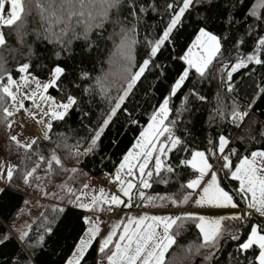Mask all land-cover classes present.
<instances>
[{"label": "snow or ice", "instance_id": "snow-or-ice-1", "mask_svg": "<svg viewBox=\"0 0 264 264\" xmlns=\"http://www.w3.org/2000/svg\"><path fill=\"white\" fill-rule=\"evenodd\" d=\"M213 3L214 0H166V26L158 36L149 38L145 35L144 56L137 63L135 50L140 43L138 27L142 19L141 14H146L149 8L155 11V4L144 5L138 3V0H0V104L6 105L2 112L5 119L9 120V127L10 118L14 115L11 107L7 106L9 101L19 110L23 107V99L27 98L35 103L38 98L45 107L41 108L37 104V108L57 121H63L71 110L79 109V98L62 87L64 81L68 80L84 93L92 94L98 90L108 101L109 110L102 121L89 129L91 135L87 147H84L81 141L68 145V138L64 137V147L71 157L94 154L118 111L127 115L128 123H139L131 112L122 107L132 94L133 88L142 77L146 79L145 73H151L152 69H160L157 75H164L166 67L163 63H157L158 54L174 44L173 34L183 27L186 13L190 14L197 5L211 6ZM243 3L244 0H231L225 21L231 26L229 31L234 35L230 37L228 34L214 33L209 30L211 18L201 16L203 26H197L190 45L182 55L171 57L183 62L181 69L149 116L147 127L140 132L139 139L116 166L114 181L119 185L118 192L105 196L101 189L100 197L93 195L91 200L85 203L82 202V193L77 194L71 187L62 184L60 191L67 193V204L65 207L53 208L51 218L42 213L40 228L34 237L30 235V225L16 230L17 238L24 246L21 249L23 255L17 256L9 264H46L42 256L47 250V239L56 237L58 225L63 224L61 214H64L66 209L71 212L68 205L84 209L85 214L78 218L77 222L82 221V234L78 236L65 264H88L86 257L94 242L97 244L96 251L99 256L94 264H183V261L175 256L169 259V254L174 246L179 247L177 238L186 220H191L198 229L197 242L186 248V257L199 254L204 249H214L203 257L206 264H211L221 248L225 234L231 240H239L240 234L247 230L245 240L237 247L234 262L264 264V150L248 148L241 154L232 146L234 141L226 131L217 132L215 137L209 136L207 147L203 150L197 146L195 138L189 142L183 136L177 135V128L184 124V114L192 113L190 102H204L207 99L196 89L195 84L188 95L184 96L179 108L174 110L170 106L171 98L176 96L190 74L199 83H204L210 78L215 80L219 76L227 100L231 102H226L220 91H217L215 107L208 118L209 124L223 123L240 129L246 120H253V109L264 104V76L261 77L260 83L249 86L252 89L251 94L246 103L241 104L236 97L242 89L235 83L234 74L253 65L264 68V0H256L255 4L245 11L243 18L237 20L234 12ZM223 6L229 7L227 3ZM122 9L127 10V15L123 18ZM106 24L113 26V31L107 37L104 36ZM240 25H243L242 29ZM117 28L119 31H116ZM93 33L96 34V40L92 39ZM29 34L34 35L36 41L52 46L54 61H60L62 54H71L74 40H83L88 52L94 47H99L98 41L112 40L114 50L109 64H117L118 73H113L110 69L102 75L92 77L88 72L82 71L77 80H69L66 65L54 63L51 67L44 66L47 68L48 79L42 81L33 74L31 58L35 53L32 45L26 44L25 41V36ZM13 36L16 37L17 44L27 49L26 52L9 44ZM114 37H118V42ZM230 39L232 42L226 47ZM233 51L235 55L232 54ZM5 52L12 55L18 64L16 73L20 77L19 80L14 79L8 71ZM14 53H18L26 62L16 60ZM114 75H118L121 83L117 95L112 96L110 77ZM84 81L94 83L84 87ZM25 86L31 88V92L22 96L20 93ZM13 88L16 89L15 92ZM49 89L63 93L59 102L55 97L45 95ZM83 115L87 117L89 113L84 112ZM254 124L255 121L253 125H246L245 134L237 136L236 139L242 143L254 142L256 136L251 134ZM51 128L52 124L48 123L44 140L50 139L47 133ZM183 132L184 136H191L186 125ZM258 135L264 140V131ZM11 140L26 150H32L33 146L37 145L36 139L21 143L16 135H12ZM179 153H183V157H180ZM32 154L38 156L39 162L34 163L31 168L25 165L23 169L18 170L16 166H9L5 176L3 168L0 167V179L7 182L5 188H0V195H6V189L12 190L13 177L18 171L25 185L31 186L33 182H37L39 188L46 187L47 173L52 172L54 164L63 167L55 149L47 158L39 151L38 146ZM171 154H177L175 165L171 163ZM31 158V155L27 156V159ZM40 162L47 164L45 177L37 175ZM64 170L73 174L79 171L74 166ZM172 175L184 181L180 182L178 179L179 189L174 196L145 195L143 189L150 188V182L168 184ZM224 181L238 183L229 188ZM83 187L87 189L89 185L84 184ZM15 190L20 189L17 187ZM44 194L49 195L48 192ZM51 196L54 199H64L57 192H52ZM137 196L141 202L147 200L154 204L156 200H162L177 208L191 200L200 209H227L230 214L211 216L184 209L181 215L126 216L125 220L112 225L106 235L100 236L98 212L112 211L113 206L120 205L131 209L134 197ZM193 196L196 198L193 199ZM102 205L108 207L105 209ZM226 221L228 225H225ZM10 238L8 234H4L0 237V244Z\"/></svg>", "mask_w": 264, "mask_h": 264}, {"label": "trees", "instance_id": "trees-1", "mask_svg": "<svg viewBox=\"0 0 264 264\" xmlns=\"http://www.w3.org/2000/svg\"><path fill=\"white\" fill-rule=\"evenodd\" d=\"M171 2V0H168ZM256 0H244L241 7L234 12L237 20L243 18L244 13L249 9ZM138 3L144 5H156V10L153 11L151 8L146 14H141L142 19L138 27L140 43L137 45L135 50L136 62L139 63L141 58L144 56L143 39L145 35L149 38L152 36H158L161 34L162 29L166 26L168 15L165 11L166 0H138ZM227 3L229 7L223 5ZM231 7V0H214L213 5H197L190 14L186 13L183 27L179 28L178 32H174L175 40L174 44L169 45L166 49H163L158 54L156 61L157 63H163L166 67L164 75L158 76L160 69H152L151 73L146 72L145 76L137 82L133 88L132 94L126 100L122 106L126 108L128 112H131L136 119L139 121L138 124L128 123V118L125 113L118 111L116 117L109 128L105 131L101 138L98 150L89 156L71 157L68 154V150L64 147V137H67L68 145H74L77 141H81L84 147H87V141L90 138V128H94L99 124L104 115L109 110L108 101L105 100L99 93L98 90L92 94L84 93L80 89H76L74 84H70L68 80L64 81L62 86L65 90H70L73 95L79 98L80 108L73 109L65 117L63 121L54 120L52 122V128L49 132V140L37 139V145L33 146L32 150H26L22 147H18L15 142L11 140L9 135L8 125L9 120H6L2 109L5 104H0V153L3 157L17 167L18 170L24 168L27 165L28 168L34 166V163L39 162L38 156L32 153L37 150L47 158L50 156L51 151L55 149L57 155L61 158L63 167L53 165L51 173H47L45 180L46 187H37V182H33L31 186L25 185L21 178L19 171L14 174L12 190L6 189V195H0V237L4 234H8L11 238L5 243L0 244V264H9L10 261L14 260L17 256H22L21 249L24 247L17 236L16 231L17 222L20 219L21 213L24 209H29L32 213L34 211V205L38 202L44 203L42 211L30 224L31 233L35 236L37 230L40 228L41 214L49 215V218L53 215L52 209L58 207H65L67 204V193L61 192V185H67L71 187L73 191L79 194L83 187L86 179L93 175L100 177L104 174H112L118 166L123 155L126 154L127 150L131 149L135 141L140 135V132L147 126L149 116L153 112L154 108L161 102L162 95H165L168 91L169 85L173 78L177 75L181 69L182 61L172 59L173 56L182 55L183 51L191 43V39L194 38V33L197 26H203V21L200 19L201 16H209V30L213 31L218 35L228 34L230 37L234 33L230 32L231 26L225 21L228 18L229 8ZM127 15V10L122 9L121 17ZM241 29L243 25H240ZM113 31L111 24L105 25L104 36L107 37ZM116 31H119L117 28ZM7 35V29H5ZM92 39L96 40V34H92ZM118 42V37H114ZM26 44H30L33 47L35 56L31 58L33 64V74L38 76L41 80L48 78L47 68L44 66L51 67L54 63H61L66 65L69 80H77L79 73L82 71L88 72L92 77L102 75L108 72L110 69L113 73H118L117 64H109L112 51L114 50L113 41L104 39L98 41L99 47H94L90 52L86 51L85 43L83 40H74L72 42L71 54H62L60 61H54L52 57V46L46 42L41 43L35 40L34 35L25 36ZM231 39L225 45L228 47L231 44ZM9 44L14 48H21L23 51H27L26 48H22L17 44L16 37L13 36L9 40ZM235 55L234 51L232 52ZM16 60L20 62H26L21 59L18 53H14ZM7 59V69L12 73L14 79H19V75L16 73L18 64L13 59L12 55L7 52L4 53ZM264 76V68L260 66H249L248 69H241L238 73L234 74L235 83L241 87V91L236 99L239 103L244 104L248 100L252 89L249 87L254 83H260L261 77ZM112 87L110 93L112 96L117 95L118 88L120 86V79L118 75L110 77ZM94 81H84L83 86L86 87ZM200 91L207 99L204 102H190L189 108L192 110L191 115L189 113L184 114V124H181L176 134L183 136L189 142L195 138L197 146L203 150L207 147V138L209 136L215 137L219 131H226L230 139L234 141L232 146L236 147L241 154L245 153V150L250 148L251 150H264V140H261L258 133L264 131V104H260L258 107L253 109L254 116L252 121L246 120L244 125H241L240 129H236L234 126L218 123L209 124V115L211 110L215 107V97L217 91H220L221 96L227 100V94L221 85L219 76L215 80L209 79L204 83H199L195 80L192 74L189 79L185 82L180 90H178L176 96L171 98L170 106L175 110L181 106L184 96L188 95L189 90L193 87ZM49 95L55 97L59 101L60 96L63 94L61 91L56 89H49L47 92ZM191 101V97L189 98ZM10 102V101H9ZM8 102V105H9ZM7 105V106H8ZM84 112H88L89 115L85 117ZM174 116V112L172 114ZM170 118H172L170 116ZM12 120V117L10 118ZM251 134L256 136V140L252 143L240 142L236 139L239 135L245 134L246 125H253ZM187 126L191 136H184L183 129ZM115 141V142H113ZM59 145V147H57ZM74 151V149H73ZM31 155V159H27V156ZM183 157V153L178 154ZM177 154H171V163L175 165ZM234 163L236 162L233 158ZM79 161V162H77ZM76 167L79 171L76 174L70 171H65L64 168ZM47 164L40 162V168L37 171V175L42 177L46 176ZM222 175V174H221ZM180 182H184L182 178H178L172 175L169 178V183L151 182V187L145 192L146 196L151 197H172L178 192ZM155 180V178H154ZM231 188L232 184L238 182L224 181ZM19 191H16V188ZM5 188V187H4ZM190 191V190H189ZM33 192L41 194L42 198L46 200L45 203L42 200L30 198L29 195ZM45 192L49 195L45 196ZM52 192H57L64 197L63 200L54 199L51 196ZM48 198V200H47ZM27 201V203H25ZM145 205L154 208H164L168 205L175 207L168 201L156 200L155 203H149L147 200L144 201ZM71 209L69 213L66 209L64 214H61L60 219L63 220L62 225H58L59 231L55 238L47 239V250L43 253L42 259L46 264H65L66 258L71 255L74 248V244L77 242V238L82 234L81 227L82 221L77 222L78 218L82 217L85 213L83 211L74 209L71 205L67 206ZM66 217V218H65ZM228 225V222H224ZM86 227V226H84ZM244 230L240 234L239 240H231L225 234V239L221 241V248L215 255L211 264H235L234 257L237 254L238 245L245 240ZM198 229L191 220L184 221L183 228L180 236L177 238L178 245L170 251L169 259L175 256L178 260H182L183 264H206L203 257L214 249L201 250L199 254L185 256V250L189 245L197 242ZM97 244L94 242L92 249L86 257L88 264H94L99 256L96 251ZM258 254V252H257Z\"/></svg>", "mask_w": 264, "mask_h": 264}, {"label": "crops", "instance_id": "crops-1", "mask_svg": "<svg viewBox=\"0 0 264 264\" xmlns=\"http://www.w3.org/2000/svg\"><path fill=\"white\" fill-rule=\"evenodd\" d=\"M29 116H33V115L32 114H29ZM12 121H14V120H12ZM34 125L35 124H26L25 122H23V124H20V128L23 129L24 136H25L24 138H25L26 141H30V140H32L34 138V133H33L34 132L33 131V126ZM8 127H9V125H8ZM8 131H9V129H8ZM10 134L11 133H9V135ZM139 137H140V135H139ZM139 137L137 139H139ZM114 174H115V172H112V174L110 175V179H111L112 182L114 181ZM105 179H106V177L105 178H101V177H95L93 175H90L86 179V181L84 183V184H88L89 185V188L85 189L83 187V189L79 192V194H81V193L83 194L82 195V202H85V203L89 202L91 200V198H92L93 195H96L97 197H100V195H101L100 190L101 189H103L105 196H109L111 194L117 193L118 192L119 185L114 190H109L104 185V180ZM148 189L149 188L143 189V191L146 192ZM195 198L196 197L193 196V199H195ZM122 199H125V201L127 200V198H124V197H122ZM42 204L44 205V203H42ZM71 207L74 208V209L83 211L85 213V210L84 209L75 208L73 206H71ZM107 207H108L107 205H102V208H105L106 209ZM119 207L127 208L124 205H120ZM147 207H148V209L145 210V211H131V212H128L127 211V212H123V213L117 214L115 216L112 224H110L109 226H107L106 228H104L105 230L102 228V231L100 233V236L106 235L107 232L111 229L112 225L118 223L121 220H125V217L126 216H136V217H139V216H143V215H149V216H151V215H181L184 209H190L193 212H197L199 214H204V215H211V216L228 215V214H230L229 213V210H227V209H213V208H209V207H205L203 209H200L194 203H192L191 200L189 201L188 204L182 205L180 208H177V207L168 208L166 206L164 208H154L153 209V207H151V206H147ZM35 209H36V205H34V211H33V213L30 210H28V211H29V213L31 215L32 214L34 215V214H36ZM103 211L98 212V214H101ZM25 216H27V215H25ZM36 217L37 216H35L34 218H36ZM31 221L28 220V219L22 220V217L20 216V219L17 222V224H31L32 223ZM99 226L101 227V225H99ZM16 230H17V227H16ZM99 238H97V240H99Z\"/></svg>", "mask_w": 264, "mask_h": 264}, {"label": "rangeland", "instance_id": "rangeland-1", "mask_svg": "<svg viewBox=\"0 0 264 264\" xmlns=\"http://www.w3.org/2000/svg\"><path fill=\"white\" fill-rule=\"evenodd\" d=\"M19 79H20V77H19ZM19 79H16V80H19ZM47 79L42 80V81H46ZM33 87H34V85H33ZM13 91L15 92L16 89L13 88ZM30 92H31V88L25 86V87H23L20 95L24 96V95H26V94H28ZM45 95H49V94L48 93H45ZM57 102H59V101H57ZM37 104H39L41 108H44L45 107V105L38 98L35 101V103H33L32 100L25 98V99H23V107L22 108H19V109H24L25 112L28 115L29 114H32L34 116V118L36 119L37 124H35L33 126V131H34L33 132L34 133V138L33 139H36V140L37 139H42V140H44L43 137H44V135L46 133V125L48 123H51L52 124V122L54 121V119H52L48 115H44L41 112V110L37 108V106H36ZM8 106L11 107V110L14 112V114L18 111L16 109V107L14 105H12V102L11 101L9 102V105ZM23 122H24L23 120H17V121L10 120V127H8L9 133H11L10 136L16 135L19 138V140L21 141V143H23V142L26 141L25 138H24L25 136H24L23 129L20 128V124H23ZM47 134L49 135V132ZM9 166H14V165L12 163H10L8 160H6L3 157V155L0 153V167L3 168V171H4V175L5 176H6V172H7V169H8ZM113 172H115V171H113ZM110 175L111 174H104V175H101L100 177L101 178H105L106 177V179H110ZM6 183H7L6 180L0 179V188L6 187ZM82 189H83V187L81 188V190ZM47 200H48V198H47ZM43 206L44 205L41 202L40 203L38 202V204H36V209H35L36 214H34V215L33 214L31 215L29 213V211H28L29 209H27V208L24 209L22 211V213H21L22 220L28 219L30 221L31 220L33 221L34 217L35 216H38V214L41 213L40 211H42ZM25 215H27V216H25ZM29 225L30 224H17V229H21V228H24V227L29 226ZM100 228H101V231H102V226Z\"/></svg>", "mask_w": 264, "mask_h": 264}, {"label": "built area", "instance_id": "built-area-1", "mask_svg": "<svg viewBox=\"0 0 264 264\" xmlns=\"http://www.w3.org/2000/svg\"><path fill=\"white\" fill-rule=\"evenodd\" d=\"M12 120L17 121V120H23L26 124H37L36 119L33 116H29L24 109H19L12 117ZM104 185L107 189L109 190H114L117 186L118 183L115 181H111L110 179H105L104 180ZM30 198L34 199H39L44 201L45 203L47 202L42 198L41 194H37L36 192H33L29 195ZM139 205V206H137ZM168 208H172L171 205L167 206ZM148 207L145 205V202H141L140 198L137 196L134 198L133 206L131 209H127L124 207H112V211H106L104 210L101 214H98L99 220H100V225L102 228H106L110 224L113 223V220L117 214L123 213V212H131V211H145L147 210Z\"/></svg>", "mask_w": 264, "mask_h": 264}]
</instances>
